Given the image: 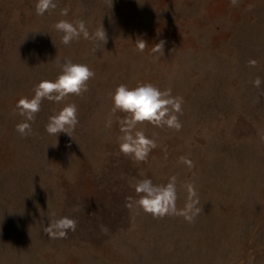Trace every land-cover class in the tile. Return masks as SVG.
I'll list each match as a JSON object with an SVG mask.
<instances>
[{"label": "rangeland", "instance_id": "1", "mask_svg": "<svg viewBox=\"0 0 264 264\" xmlns=\"http://www.w3.org/2000/svg\"><path fill=\"white\" fill-rule=\"evenodd\" d=\"M36 2L0 0V264H264V83L253 84L264 80V0H56L44 16ZM62 19L84 20L90 32L102 24L107 43L65 46L53 27ZM161 40L163 56L152 51ZM65 58L95 78L82 96L44 100L22 138L16 102L55 79ZM141 82L183 98L182 129L140 126L158 146L136 163L119 151V124L104 123L109 94ZM65 103L77 105L79 124L72 138L51 136L48 117ZM172 175L178 209L183 185H196L194 223L127 206L139 199L134 181ZM53 213L78 222L66 239L45 233Z\"/></svg>", "mask_w": 264, "mask_h": 264}, {"label": "clouds", "instance_id": "2", "mask_svg": "<svg viewBox=\"0 0 264 264\" xmlns=\"http://www.w3.org/2000/svg\"><path fill=\"white\" fill-rule=\"evenodd\" d=\"M112 6L113 0H108ZM240 0H230V5L238 6ZM37 16H44L47 12L57 8L56 0H37L35 4ZM69 8L61 9V16H68ZM250 10V9H249ZM54 30L61 33V42L65 46L73 41L83 38L90 42L107 43V33L101 24L94 32H90L84 20L71 22L66 19L57 21ZM164 44L161 40L154 44L153 53L164 55ZM137 51L144 52L148 44L143 39L136 41ZM99 48H93L97 52ZM100 50V49H99ZM256 61H250L255 65ZM59 74L55 79L41 80L32 89V95L22 96L15 104V114L21 117V122L15 126L16 132L22 137L27 138L33 135L32 125L36 121L37 114L41 111L44 100L60 104L67 100L69 96H82L88 91L89 81L95 78V71L88 64L76 63L69 58H65L59 64ZM264 80L257 77L253 84L259 88ZM112 107L105 118L104 127L111 129L114 122L119 124L120 135L117 137L119 151L134 162H144L149 154L157 148V140L146 135L143 125H151L156 128H169L176 131L182 129L179 115L182 114L183 98L173 96L171 88L161 89L152 82H141L135 87L127 84H119L113 92L109 94ZM124 113L123 118H116L117 113ZM79 124L78 107L75 103H65L58 111H54L48 117L45 131L51 136L57 137L64 133L72 138V134ZM180 164L189 168L194 166L191 159L181 156L178 161ZM139 199L131 200L127 206L130 209H139L145 214L151 215L156 219H163L166 216H180L188 223H194L201 209L198 207L199 198L194 182L183 185L187 193L186 203L183 209L177 208L179 199L178 177L172 175L168 177L166 183L155 184L152 179L144 178L136 180L131 185ZM50 222L44 227L45 233L53 239H66L68 232H74L78 222L67 216L56 217L51 215Z\"/></svg>", "mask_w": 264, "mask_h": 264}]
</instances>
